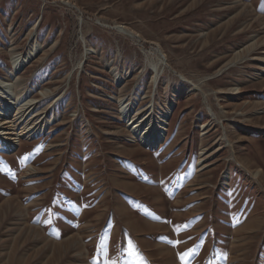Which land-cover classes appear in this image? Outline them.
Wrapping results in <instances>:
<instances>
[{"label": "rangeland", "instance_id": "1", "mask_svg": "<svg viewBox=\"0 0 264 264\" xmlns=\"http://www.w3.org/2000/svg\"><path fill=\"white\" fill-rule=\"evenodd\" d=\"M0 80V264H264V0H0Z\"/></svg>", "mask_w": 264, "mask_h": 264}, {"label": "bare ground", "instance_id": "2", "mask_svg": "<svg viewBox=\"0 0 264 264\" xmlns=\"http://www.w3.org/2000/svg\"><path fill=\"white\" fill-rule=\"evenodd\" d=\"M120 28L121 29H119V30H121L122 32L125 31L124 28H122V27H120ZM39 53H40V51L37 47V44L33 43L28 47V49L24 53L14 55L11 59V62H12L11 67L13 70L9 73L11 79L15 80L17 78L16 76L18 74H20V72H22V70L25 67H27L29 64H31V62L37 58ZM13 85H14V82H11V81L8 82L6 80H0V92L2 94L1 95L2 98H4L5 100H8L10 97L16 99L17 95L14 92ZM32 100L33 99H31L30 102H33ZM28 103H29V101H28ZM28 103L26 102L25 104H28ZM31 104H33V103H31ZM13 107L15 109L14 111H16V108H18V105L17 104L16 105L11 104L8 107L7 111H10V109H12ZM19 108L21 110V107H19ZM171 109H172V105H169L165 111L163 118L161 120L159 119L158 121H156L153 124V132L152 133H150L152 126L147 128L145 132L140 133V136H142L141 140L149 142L151 145H158L163 141L164 133H163L162 126L165 123V121L168 119V116L171 114ZM20 113H21V111L17 112V116ZM24 114H25V112L22 113L21 116L19 115L20 116L19 119ZM9 122H15L16 123L17 120L15 119V120L9 121ZM48 125H50L49 120L44 121L43 124L40 125L39 127H37V126L30 127L29 125H26L23 128V130H21L20 133H10V132L4 133L7 135L4 136L3 139H5V141L7 142L8 145L18 144L19 140H21V138L23 136L28 135V134H38V132L45 130L48 127ZM0 134H2V133H0ZM204 154H205V152H201V154H200V160L198 162V165L200 168H201L202 164L206 161V159L203 158Z\"/></svg>", "mask_w": 264, "mask_h": 264}, {"label": "snow or ice", "instance_id": "3", "mask_svg": "<svg viewBox=\"0 0 264 264\" xmlns=\"http://www.w3.org/2000/svg\"><path fill=\"white\" fill-rule=\"evenodd\" d=\"M176 230H179V226H177ZM176 243H182V241H177ZM180 255H181V258L183 259L185 254L181 253Z\"/></svg>", "mask_w": 264, "mask_h": 264}]
</instances>
